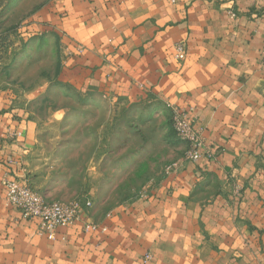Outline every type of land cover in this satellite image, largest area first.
<instances>
[{
  "label": "crops",
  "instance_id": "obj_1",
  "mask_svg": "<svg viewBox=\"0 0 264 264\" xmlns=\"http://www.w3.org/2000/svg\"><path fill=\"white\" fill-rule=\"evenodd\" d=\"M28 21L24 35L60 44L59 85L155 118L191 108L218 157L181 156L143 197L92 204L97 232L49 241L5 205L3 185L32 181L40 91L0 89V264H264V0H49Z\"/></svg>",
  "mask_w": 264,
  "mask_h": 264
},
{
  "label": "rangeland",
  "instance_id": "obj_2",
  "mask_svg": "<svg viewBox=\"0 0 264 264\" xmlns=\"http://www.w3.org/2000/svg\"><path fill=\"white\" fill-rule=\"evenodd\" d=\"M47 1L0 0V89L40 91L32 106L38 149L26 183L49 201L86 198L109 211L147 192L155 182L147 178L177 170L189 148L175 135L172 115L150 117L144 104L110 110L57 83V39L23 30Z\"/></svg>",
  "mask_w": 264,
  "mask_h": 264
},
{
  "label": "built area",
  "instance_id": "obj_3",
  "mask_svg": "<svg viewBox=\"0 0 264 264\" xmlns=\"http://www.w3.org/2000/svg\"><path fill=\"white\" fill-rule=\"evenodd\" d=\"M185 58L184 47L175 46V59L181 61ZM193 109L172 110V126L175 135L187 144L189 150L185 160L197 162L205 149L201 135L193 126ZM206 150V149H205ZM210 160L216 159V153L206 150ZM6 190L5 205L20 213L22 219L38 223V235L53 241L59 228H72L80 226L83 233L98 231L96 223L88 220V211L92 203L85 199H76L70 202H57L47 200L41 193L31 188L25 181L7 177L3 180ZM143 197V195H142ZM150 256L144 257V263Z\"/></svg>",
  "mask_w": 264,
  "mask_h": 264
}]
</instances>
